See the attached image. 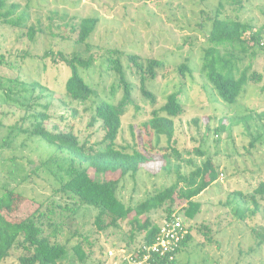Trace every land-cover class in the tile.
<instances>
[{
    "label": "rangeland",
    "instance_id": "rangeland-1",
    "mask_svg": "<svg viewBox=\"0 0 264 264\" xmlns=\"http://www.w3.org/2000/svg\"><path fill=\"white\" fill-rule=\"evenodd\" d=\"M19 5L18 14L23 13L28 25L43 27L70 24L82 18H98L99 25L89 40V46L77 47L70 41L50 39L44 35L36 45L21 38L20 29L0 25V56L4 63L0 65V120L8 128L20 119L34 112L44 111L38 104L48 105L50 120L48 128L53 126L61 130L73 131L85 143L86 147L97 148L104 137L101 122L89 126L95 114L96 106L110 98L111 85L117 82L116 75L109 68L108 58L111 51L122 54V63L127 79L133 86L134 105L129 106L123 116L122 130L117 140L119 146L137 147L147 155H153L156 162L149 167L159 171L153 175L142 170L135 176H126L120 183L118 197L128 206L144 200L149 194L171 186L176 177L173 172L161 170L162 155L167 148L165 138L151 142L146 138L139 140L137 130L148 121L152 107L140 91L139 79L133 70L127 68V55L136 54L143 61L155 58L163 63L158 76L150 81L147 89L163 105L169 94L180 91L184 107L183 114L175 121L173 147L184 161L192 160L201 164L211 158L219 170L217 182L204 191L197 200L202 209L192 220L185 221L188 233L194 241L178 256V264H264V197L259 199V212L254 218L241 221L235 214L239 207L251 205L248 201L234 197L238 191L251 196L257 185L264 181V39L259 46L247 54L239 56V67L251 66L249 75L257 74V81L246 86V91L238 101L229 105L217 96L206 80L200 75L202 47L205 35L210 28V18L217 9L219 0H11ZM221 16L239 18L253 26L254 31L264 34V0H250L242 7L225 5ZM263 43V45H262ZM61 50L69 55L87 49L94 63L88 70H82L85 81L93 88L94 95L85 102L70 100L65 95V84L70 70L62 63H54L52 57L43 60L46 51ZM28 52L29 57L23 59ZM187 64L191 73L182 79L178 68ZM19 79L16 82V79ZM14 80L15 82H11ZM38 82L44 91L37 88L35 95L31 87L24 84ZM205 85V87H203ZM28 88L29 91L24 89ZM41 96V97H40ZM37 98V99H36ZM34 100L35 109L26 113L30 100ZM38 103V104H37ZM26 121L23 127H29ZM7 130V129H6ZM6 130L0 132L4 136ZM53 149L38 138L20 136L12 148L0 154V195L5 188L16 189L25 198L15 210L14 218L21 219L32 215L41 200L47 201L42 211L49 214L44 219V227L49 233V225L61 216L66 230L62 239L68 247L82 245L87 254L84 263L76 259L73 250L63 264H126L115 256L108 258L109 252L128 255L137 247L127 236L128 228L105 232L91 231L97 210L82 207L72 215L56 206L71 204L62 194H55L59 187L56 178L41 167L51 155ZM200 151L204 157L197 156ZM171 162L176 164L172 157ZM181 162V172L189 173L192 168ZM93 175V174H92ZM117 175H107L106 179H115ZM96 178V176H95ZM98 178L103 179L102 176ZM182 205L173 215L183 216ZM55 207L52 212L47 209ZM165 209V208H164ZM164 209L152 213L157 225L166 220ZM9 215V214H8ZM11 219V215L8 216ZM183 218V217H182ZM208 226L211 242L206 240L199 228ZM73 233H81L71 236ZM70 241L67 243V238ZM87 237V241H85ZM136 239H140L139 237ZM139 244V243H138ZM22 252L15 248L11 256L2 264H19ZM117 258V259H116ZM71 259H74L71 262Z\"/></svg>",
    "mask_w": 264,
    "mask_h": 264
},
{
    "label": "trees",
    "instance_id": "trees-1",
    "mask_svg": "<svg viewBox=\"0 0 264 264\" xmlns=\"http://www.w3.org/2000/svg\"><path fill=\"white\" fill-rule=\"evenodd\" d=\"M11 0H0V25L8 26L12 29H20L18 40L26 38L32 45H36L38 40L44 35L50 39H60L63 41L73 40L77 47H87L89 40L95 33L100 19L82 18L79 22L70 24L62 22L57 25L59 32L53 30L52 25L43 27L41 23L28 25L25 22L24 14L19 13V5ZM250 0H219L218 9L215 15L210 18V28L205 35L202 47V57L200 64V75L206 83L212 87L217 96L224 103L233 105L246 91V86L252 81H257V74L249 75L251 66L241 69L239 67V56L247 54L255 46H259L264 39L261 31H254L251 24L241 21L239 18L222 17L221 11L225 5L242 7ZM263 45V43H262ZM80 53L74 51L67 55L61 50L54 52L46 51L43 60L52 57L54 63H62L70 70V76L65 84V95L72 101L85 102L93 95V88L85 81L81 71L88 70L94 63V58L89 51ZM112 56L108 58L111 71L116 75L117 82L110 88V98L99 103L95 108V114L91 118L89 126H93L97 121L101 122L104 130L102 141L97 144V148L86 147L73 131L61 130L57 126L48 128L47 122L50 120L47 110L48 105L38 104L44 111L34 112L20 119L21 123H16L6 127L0 120V132L6 130L4 136L0 137V154L3 150L10 149L20 136L27 135L30 138H38L40 141L53 149L50 157L42 163L41 167L52 174L59 182V187L54 189L55 194H62L71 204L61 205L56 208L62 211L76 214L82 207H90L97 210V216L93 223L95 229L91 231L105 232L109 229H119L121 225L128 228L127 236L131 243L137 244L135 250L142 245H151L156 242L161 225H157L152 219V213L164 209L166 220L172 218L173 212L182 205L183 218L192 220L201 212L202 204L197 200L204 191L213 186L219 179V170L211 158H207L201 164H194L192 160L181 159L180 152L173 147L175 136V121L184 112V107L180 98V91L177 90L169 94L163 105L158 106L157 97L147 89L150 81H154L158 76V70L163 63L155 58H148L145 61L136 54L127 55L128 67L139 79L140 91L144 98L149 101L152 111L148 121L144 122L137 130L139 140L146 138L151 142L152 138L157 141L165 138L167 148L162 155L163 166L161 170L167 173H174L176 181L169 187H165L153 194H149L144 200L134 205H126L118 197V189L121 181L126 176H135L142 170H148L153 175H158L151 166L156 162L153 155L140 150L137 147L119 146L117 140L122 130L123 116L128 107L134 105L133 86L127 79V73L122 63V54L112 50ZM29 57V53L23 54V59ZM4 56H0V65L4 63ZM186 73H191L187 64L178 68L177 74L184 78ZM18 82L19 79H16ZM15 82L14 80H10ZM31 87L33 95L37 88L40 94L44 91L42 84L38 82L24 83ZM2 86L0 80V87ZM205 87V85H203ZM29 91L28 88L24 89ZM41 97V96H40ZM37 99V98H36ZM34 100H30V105L26 109L34 110L32 105ZM28 114V113H27ZM26 121H30L29 127H23ZM1 134V133H0ZM197 156L204 157L200 151ZM172 157L176 164L171 162ZM181 162L192 168L189 173L181 172ZM93 174V175H92ZM117 175L115 179H106L107 175ZM96 176V178H95ZM102 176L103 179L98 178ZM234 197L241 198L251 205L239 207L235 214L241 221L254 218L259 212V199L264 197V181L260 182L254 189L251 196H246L242 192H234ZM22 194L16 189L5 188L0 195V264L6 261L15 248L22 252L18 258L19 264H63L73 250V255L80 262L84 263L87 254L82 250V245L68 247L62 239L66 236L63 225V217L60 223L54 222L49 225L51 231L45 229L44 219L49 214H45L42 208L47 201L41 200L37 210L30 216L16 219L15 210L24 201ZM48 208L49 212H52ZM11 219H9V215ZM186 224V223H185ZM189 230V229H188ZM200 232L211 242L208 226L200 227ZM81 233L70 234L72 236H82ZM140 238L139 240L136 238ZM85 237V241H87ZM68 237L66 242L68 243ZM194 241L189 233L182 241L173 262L164 261L163 264H178V256L186 250ZM139 243V244H138ZM133 252V250H132ZM131 252V253H132ZM108 256V255H107ZM109 258V256H108ZM118 258V256H117ZM116 258V259H117ZM115 260V258H114ZM74 259H71L73 262Z\"/></svg>",
    "mask_w": 264,
    "mask_h": 264
},
{
    "label": "built area",
    "instance_id": "built-area-1",
    "mask_svg": "<svg viewBox=\"0 0 264 264\" xmlns=\"http://www.w3.org/2000/svg\"><path fill=\"white\" fill-rule=\"evenodd\" d=\"M188 234V228L183 219L177 215H172L170 220H165L161 225L160 234L155 243L142 245L134 249L132 253L125 255L109 252L112 259L120 257L126 264H163L165 260L173 262L182 241Z\"/></svg>",
    "mask_w": 264,
    "mask_h": 264
}]
</instances>
